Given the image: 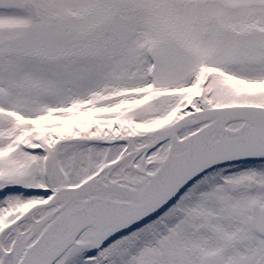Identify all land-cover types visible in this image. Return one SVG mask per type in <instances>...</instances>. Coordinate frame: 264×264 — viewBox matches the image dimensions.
I'll return each mask as SVG.
<instances>
[{"label":"snow or ice","instance_id":"snow-or-ice-1","mask_svg":"<svg viewBox=\"0 0 264 264\" xmlns=\"http://www.w3.org/2000/svg\"><path fill=\"white\" fill-rule=\"evenodd\" d=\"M0 264H264V0H0Z\"/></svg>","mask_w":264,"mask_h":264}]
</instances>
